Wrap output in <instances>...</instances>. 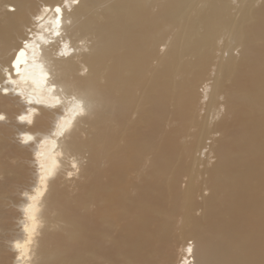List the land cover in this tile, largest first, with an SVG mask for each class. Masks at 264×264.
Returning <instances> with one entry per match:
<instances>
[{
	"label": "bare ground",
	"instance_id": "1",
	"mask_svg": "<svg viewBox=\"0 0 264 264\" xmlns=\"http://www.w3.org/2000/svg\"><path fill=\"white\" fill-rule=\"evenodd\" d=\"M184 1L0 0V81L4 82L0 116L26 126L20 139L37 143L34 156L39 169L38 182L23 205L24 237L13 241L16 264H101L102 259L109 264H155L143 222L147 206L163 198L164 186L156 174L152 186L133 187L135 197L125 193L126 186H114L113 192L107 186L104 198L89 197L100 200L90 209L85 208L82 193L70 196L60 186H103L98 182L104 169L95 159L109 155L114 138L124 131L131 91L145 78L147 52L158 41L161 23L175 17ZM217 7L209 9L213 16L208 17V29L217 20ZM98 8L99 15L93 18ZM252 17L255 25L245 31L249 39L264 38V9L254 10ZM250 58L248 52L246 60ZM172 63L159 69L145 94L144 100L156 111L169 89L166 76ZM240 69L242 63L234 61L231 73L243 87ZM180 89L175 102L188 105L190 95L186 87ZM143 119L144 129L134 133L137 157L161 142L157 125L147 116ZM88 129L91 133L84 135ZM7 134L8 128L0 124V135ZM3 140L0 144L6 146ZM171 147L175 150L171 142L164 143L162 156H170L166 149ZM231 147V143L224 146L219 162L221 157L227 164ZM83 152H88L84 162ZM4 171L17 175L11 166ZM123 172L122 166L116 167L113 184ZM71 174L74 177L66 180ZM214 191L217 196L204 201V224H199L207 233L189 232L195 241L176 246V263L264 264V225L256 223L264 221V186H216ZM121 197L127 202L120 204ZM113 204L121 206V212L110 217L108 213L118 208L110 207ZM133 206H138L136 218ZM52 213L61 225H51ZM207 221L214 223L207 227ZM109 229L112 240L105 246L103 237Z\"/></svg>",
	"mask_w": 264,
	"mask_h": 264
},
{
	"label": "rangeland",
	"instance_id": "2",
	"mask_svg": "<svg viewBox=\"0 0 264 264\" xmlns=\"http://www.w3.org/2000/svg\"><path fill=\"white\" fill-rule=\"evenodd\" d=\"M158 1L164 0H154ZM214 5L218 6L217 20L208 29ZM258 8L264 9V0H185L175 17L161 23L158 41L147 52L145 78L131 91L132 102L127 108L124 131L114 138L109 155L100 154L95 159L97 167L104 169L98 182L104 183L103 186H60L70 196L82 193L87 202L85 208L90 209L93 202L100 200L89 197L97 194L104 198L107 186L111 192L114 186H126L125 193L133 196L135 186H152L156 174L160 186H164L163 198L147 206L143 222L144 236L151 243L155 264L171 261L178 264L174 255L176 246L195 241L189 232L207 233L206 226H200L204 224L201 220L206 210L204 201L208 196H217L216 186H264V38L249 39L250 33L245 32L255 25L252 13ZM99 11L98 8L93 18L98 17ZM248 52H251L249 61L246 60ZM171 61L170 74L166 76L169 89L162 95V108L156 111L144 100L145 94L158 78L159 69ZM234 61L242 63L239 74L244 75L243 87L234 81L235 74L231 73ZM3 85L0 81V92ZM181 87H186L190 95L188 105L175 102ZM183 96L186 94L180 97ZM240 101L243 102L237 105ZM144 116L157 125L161 142L160 147L137 157L134 133L144 129ZM0 124L8 128L5 138L0 135V141L4 139L6 145L0 144L3 148L0 151V264H16L13 241L24 237L23 205L28 201L27 193L38 182L39 169L34 156L37 143L21 141L20 133L26 131V126L18 120L2 118ZM90 133L88 129L84 135ZM168 142L175 150L166 149L170 156L164 157L161 148ZM230 143L227 164L221 157L219 162L224 146ZM87 156L88 152L81 153V161ZM9 166L15 170V177L4 171ZM118 166L124 172L118 184H113ZM72 177L73 174L66 175V180ZM119 191L116 188L117 195ZM120 200V204L127 202L123 197ZM117 207L108 213L110 217L121 212V206ZM136 207L134 218L138 215ZM138 221L135 220L137 224ZM50 223L57 227L62 220L52 213ZM213 223L207 221L205 225ZM256 223L264 225V221ZM112 235L111 229L106 231L105 246L110 245ZM101 264L109 261L102 259Z\"/></svg>",
	"mask_w": 264,
	"mask_h": 264
},
{
	"label": "snow or ice",
	"instance_id": "3",
	"mask_svg": "<svg viewBox=\"0 0 264 264\" xmlns=\"http://www.w3.org/2000/svg\"><path fill=\"white\" fill-rule=\"evenodd\" d=\"M9 11H14V9L10 6V7H9ZM57 11H58V12L60 11L59 7H57ZM2 118H3V117L0 116V119H2Z\"/></svg>",
	"mask_w": 264,
	"mask_h": 264
}]
</instances>
